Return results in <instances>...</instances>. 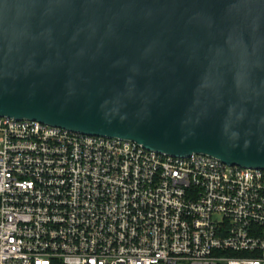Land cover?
<instances>
[{
  "label": "water",
  "instance_id": "1",
  "mask_svg": "<svg viewBox=\"0 0 264 264\" xmlns=\"http://www.w3.org/2000/svg\"><path fill=\"white\" fill-rule=\"evenodd\" d=\"M0 116L264 170V0H0Z\"/></svg>",
  "mask_w": 264,
  "mask_h": 264
},
{
  "label": "built area",
  "instance_id": "2",
  "mask_svg": "<svg viewBox=\"0 0 264 264\" xmlns=\"http://www.w3.org/2000/svg\"><path fill=\"white\" fill-rule=\"evenodd\" d=\"M0 264H264V170L0 116Z\"/></svg>",
  "mask_w": 264,
  "mask_h": 264
}]
</instances>
